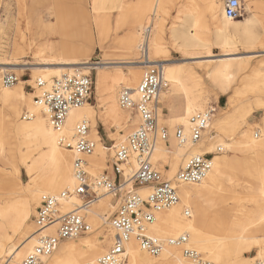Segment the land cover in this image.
Here are the masks:
<instances>
[{"label": "rangeland", "instance_id": "obj_1", "mask_svg": "<svg viewBox=\"0 0 264 264\" xmlns=\"http://www.w3.org/2000/svg\"><path fill=\"white\" fill-rule=\"evenodd\" d=\"M55 1L56 0H0V23L5 25L4 32L0 34V68L5 67L1 65V63L8 61L19 65L12 67V69L19 68L15 71L0 70L1 73H10L18 77V84L11 89L18 87L20 83L24 85L23 88L26 91V95L31 96L33 99L35 110V98L39 94L38 83L33 79L35 72L38 71L36 69L50 67L42 64L45 63V59L50 61L53 60V63H57L58 60L62 59L63 54L61 47L64 48L65 51L75 47L80 48L83 46L86 48L87 51L76 53V55L79 56L77 59L88 61L92 66H105L103 69L93 68L87 70L77 68L73 70V73L77 70L87 74L91 73L94 83L93 92L91 100L87 104H89L90 107L94 109L95 114H98L101 118L97 127L98 139L95 140L97 148L94 156L90 160L91 164H89L90 173L94 177H98L103 175L107 170L111 172L108 163L113 156L114 150H112V155L111 152L102 154V151L99 150L104 147L114 148V146L125 141V138L135 130L139 122L135 112L131 111L129 113L133 117V120H135L134 124L132 122L124 124L115 121L112 117V119L109 118L108 110L110 107L116 106L119 109V94L125 87H120L110 93L107 92L103 86L102 92L98 93L97 82L99 75L108 74L109 76H115L117 74H128L130 68H128L127 65L117 68L116 64L107 66L101 64L105 62L118 63L138 60L139 46L142 42V34L145 27L152 24V40L157 31L155 28L156 24L162 22L164 26V33L161 35L162 49L159 53L155 54V57L162 61H168L167 64L172 65L171 69L177 72L190 90L202 98L209 99L206 110L209 108L216 109L215 115H217V117L215 122H213L210 128L205 132L202 140L203 142H199L194 147H198L199 150H201L200 152L204 154L210 151V154H212L220 143L224 142L233 145L231 148L224 147L225 152L215 155L214 158H227V169L234 174L237 173L236 181L239 186L231 184L229 180L223 178L216 191L217 204L215 206L214 203L211 204L207 202L208 199H205V201L199 200L201 205L204 206L206 222L204 228L200 229V233L211 242H213L212 240L215 237H225L227 233L225 226L231 223L236 216L241 218L245 217L239 214L242 206L247 204L245 200L250 197L248 190L244 186L253 182L251 177L242 172L245 154L241 147L244 145L243 143L247 141L242 138V134L249 130L252 135H254L257 130H261L262 136L260 138H264V102L258 103L255 101L252 89L256 73L260 72L264 76V54L258 55L252 59H240L243 66H235L228 83H225L220 77L214 76V73L212 74L214 69L218 67V62L201 63L196 57H208V55H211L214 58H221L227 50H233L239 53L238 57H245L251 53L249 49L253 48V46H245L238 43L235 46L223 48L218 45L214 41V35L211 32V30L216 27V22L211 18L208 12H205L203 24L207 26L208 30H199V34L201 38L208 41V46L206 48L181 47L176 38L172 37L171 31L173 27H177L181 22V10L185 6H193L195 0H165L164 8L167 11L166 14L157 10L158 6L155 0H152L150 4H145L144 0H60L59 6L54 7ZM254 2L257 3L259 0H254ZM244 4V16L236 19L240 23L244 22L251 13L255 11H248L245 1ZM196 5L204 9V3L201 0H197ZM54 8L56 10H54ZM60 12L65 18L64 22L66 23L65 25L63 24L64 27L56 22L55 13ZM141 13L145 15L139 16ZM254 13L260 16L261 22L255 27V31L257 37L261 38L264 35V12L262 14L260 11H255ZM139 17L143 18L139 19ZM81 22H105L106 28L108 29V38L105 39L106 37L101 34L97 24L91 26L92 37L87 35V32L84 30L85 24H81ZM130 22H143L140 24L142 29H137L138 40L135 43L133 54H129L123 45L130 31ZM137 26H139V24H137ZM151 40L150 51L152 54ZM92 42L93 46H91ZM262 45L263 44L260 43L254 45L255 51H261ZM65 51L64 54L75 55V53ZM208 52H210V54H208ZM137 71L139 73V85L144 70L141 69ZM33 82L34 84H32ZM171 87L170 85L165 92L167 91L168 93ZM223 88H227V90L223 91ZM160 100L162 104L159 111V121L169 130L171 140L172 134L174 135V131L177 128L183 127L185 130V125L181 122L173 125V127L170 125V123L176 122L184 115L186 108L185 95L183 92L176 89L170 95L163 94ZM13 109L17 110L16 120L18 124L32 121L24 118L25 114H27V107L18 109L16 104H3L0 102V113L3 117L7 118V115H11ZM121 113L125 112L121 111ZM106 117L109 120H106ZM83 120H87L90 124L91 138L92 121L89 118H82L81 121ZM13 127L15 126H12V122L7 119L0 121V136L5 146V153H0V181L2 182V180H5L4 178H11L14 180L16 184L15 190L18 191L20 198H24L28 194L30 185L40 174L37 170H32L31 167H28L30 166L32 158L38 156L39 150L32 148L27 153V147L31 146V144H29L30 142L27 143L19 131ZM170 140L169 143L166 144L169 145L171 151H174L171 149ZM61 147L65 148L62 145ZM191 152L192 149L189 150V153ZM250 154L257 157L256 160L258 164L260 167L264 168V154L258 156L255 155L257 153L254 151L250 152ZM86 160L89 163L88 158H86ZM73 162L74 159L72 158L71 170ZM90 165H92V168ZM158 167H160L159 170L169 179H172L177 174L176 173L173 177H168L166 173L170 167L167 163L162 161H159ZM4 185V183L0 185V206L7 200L5 191H3ZM129 188L130 187L127 189ZM65 190L70 189L61 190L57 194ZM43 195L44 193L40 194L38 206ZM100 195L101 199H108L107 210L102 211L101 216L98 218V223H92L89 216L87 217L88 222L90 224L92 223V233L77 240L62 242L58 246L59 249L68 245L78 246L87 240H97L99 241L98 243H102L105 238H107L108 243L105 245L104 255L109 251L115 236L109 219L117 210L122 199L118 200L104 193ZM36 209L33 211L30 220L32 225L31 233L35 231L33 218ZM90 209H95V207L93 206ZM108 210H111L110 213H108ZM184 210H188V208L184 207L183 211ZM185 218L191 219V217L188 218L186 216ZM217 224H221L223 229H214V225ZM253 235L262 241V239H264V227L262 231L254 233ZM157 237L162 240L167 239L162 236ZM18 240L19 239L14 238L11 241H6L3 249L4 253L0 256V264H4L7 261L9 258V251L6 250L11 246H16L20 242ZM189 247L199 252L207 261L217 264L212 259L205 257L202 252L197 249L190 237ZM167 248L169 247L167 246L166 249ZM170 248H173L180 257L187 259L183 255L181 248ZM257 250L258 247L254 246L250 252H246L244 255L253 258L257 254ZM30 252L31 250H28L20 257V260H18L16 264L23 262ZM97 258L99 257L93 260ZM90 261L92 260L82 261L79 264H85ZM14 263L15 260H13L12 264ZM174 263L175 259L168 262V264Z\"/></svg>", "mask_w": 264, "mask_h": 264}, {"label": "bare ground", "instance_id": "obj_2", "mask_svg": "<svg viewBox=\"0 0 264 264\" xmlns=\"http://www.w3.org/2000/svg\"><path fill=\"white\" fill-rule=\"evenodd\" d=\"M155 1L158 6H156L157 10L166 14L167 11L164 8L165 0ZM201 1L204 3V9L197 6V0H195L193 6H185L181 10V22L177 27H173L171 34L173 38H176L181 47L206 48L208 46V41L200 37L199 30H208L207 26L203 24L204 14L205 12H208L211 18L216 22V27L211 30V32L214 35V41L218 45L223 48H229L237 45L238 43L245 46H253V48L249 49L251 50V53L245 57H238L239 53H236L233 50L225 51L221 58H214L211 55H208V57H196V59H198L201 63L218 62V67L214 69L212 74L214 73V76H218L223 80V82L228 83L230 76L232 75L233 68L235 66H243L240 59H252L258 55L264 54V35L261 38H258L255 31V27L259 24V22H261V20L260 16L254 13L255 11H260V13L263 14L264 0H259L257 3H255L254 0H245L247 3V10L255 11L252 12L251 15L242 23L238 22L236 19L226 17L223 9V0ZM151 2L152 0H144L145 4H150ZM59 3L60 0H56L54 7H58ZM5 7L7 11V5ZM54 10L56 9L54 8ZM142 15L145 14H139V16ZM55 18L56 22L64 27L63 24L65 25L66 23L64 22V15H62L61 12L55 13ZM141 18L143 17H139V19ZM82 23L85 24L84 30L87 32V35L92 37L91 26L97 24L101 34L106 37L105 39L108 38V29L106 28L105 22H81V24ZM142 23L143 22H130V31L127 34L126 42L123 44L129 54H133L135 43L138 40L137 29L142 27L140 25ZM137 24H139V26H137ZM4 26V24L0 23V34L4 32ZM155 28L157 31L154 38L151 40V57L153 61H161L164 63L165 80L168 87L170 85L172 86L168 93L167 91H164L161 96H163V94L170 95L178 89L183 92L186 99L184 115L176 122L170 123V125L173 127L175 124L180 122L183 123L185 125V133L186 135H189L190 117L206 111L209 99L196 95L188 88V86H186L177 72L171 69L172 65L167 64L168 61H162L155 57V54L159 53L162 49L161 35L164 33V26L162 22H158ZM258 43L263 45L261 46L262 50L257 52L255 51L254 45ZM91 46H93V42L91 43ZM61 51L63 54L62 59L58 60L57 63H53V60H44L45 63L42 64L50 67L37 68L36 70L38 71L35 72L33 76L34 81L37 83L41 81L49 84L52 79L60 78L66 74H73V70L77 68L87 70L93 68H105V66H92V64L88 61H81L77 59L79 56L76 55V53H83L87 51V49L83 46L80 48L75 47L67 51L61 47ZM64 51L75 53V55L64 54ZM208 54H210V52H208ZM110 64H116L117 68L127 65L128 68H130V71L128 74H117L115 76L100 74L97 82V92L101 93L103 86L105 87V90L110 93L120 87L136 90L139 79V73L137 70L143 69L142 66L138 64L137 60L118 63L105 62L101 65L107 66ZM1 65L5 66L0 68L2 71H15L19 69H12V67L19 65L9 61L1 63ZM32 84H34V82ZM23 86L24 85H21L20 83V85L14 89L0 88V102L3 104H16L18 109L21 107H27L28 110L26 113L30 115V120L32 121L29 123L18 124L16 120V109H13L12 114L7 115V118L3 117L0 113V121L7 119L12 122V126H15L13 128L19 131L27 143L30 142L29 144H31V146L26 149L27 153L32 148L39 150L38 156L32 158L30 166L28 167H31L32 170H37L40 174L30 185L28 194L24 198H20L18 191L15 190L16 184L14 180L11 178H4L5 180H2V182L0 181V185L2 183L5 184L3 191H5V196L7 197L6 202L0 206V256L4 253L3 249L6 241H11L14 238L19 239L18 241H20L16 246H11L6 250L9 251V258L4 264H12L13 260H15L14 264H16L18 260H20V257H22L28 250L32 251L34 249L37 239L35 235L36 227L34 225L35 231L34 233H31L32 225L30 220L32 218L33 211L38 206L40 194L44 193V195H57V193L61 190H71L75 187L76 182L73 175V165L71 170V163L72 158L75 161L77 156L71 148H67L65 145L64 147L67 149L62 148L60 139H64L66 144L73 146L75 127L80 122L87 121H81L82 118H89L92 121L91 138L95 141L98 139L97 127L99 125V121H101L100 116L95 114L94 109L91 108L89 104H85L80 108L72 109L68 113L63 131L57 132L50 126L44 110L36 103V108L34 110L35 106L33 105V99L31 96L26 95V91ZM252 89L255 101L258 103L264 102V76L262 73L257 72L254 76ZM226 90L227 88H223V91ZM120 110L125 113H121ZM129 112L130 111L120 109V107L118 109L116 106H112L108 110L109 118L112 117L115 121L124 124L129 122L134 124L135 120H133V117ZM136 117L139 124L135 129H137L140 125V118L137 115ZM216 117L217 115H214L210 126L213 122H215ZM106 120L109 119L106 117ZM242 138L247 140L246 143H243L244 145L241 144L243 145L241 149L245 154L242 172L251 177L253 180L251 184L247 183L248 185L243 183L245 185L243 186L248 190V194L250 195V197L245 200L247 204L242 206V209L239 211V214H242L245 217L241 218L236 216L231 223L225 226L227 232L226 236L215 237L212 240L213 242L208 241V238L200 233V229L204 228L206 222L204 206L201 205L199 200L205 201V199H208L207 202L211 204L214 203L215 206L217 204L216 191L223 178L229 180L231 184L239 186L236 181L237 173L234 174L227 169V158L215 157L213 158L212 170L206 179L198 184L181 185L179 187V203L168 210L156 213L155 221L149 227V234L154 237H165L167 238L166 240L186 234L192 238V241L196 245L197 249L202 252L205 257L212 259L217 264H255L258 260H264V239L261 241L253 235L254 233L262 231L264 227V168L260 167L258 164V161L256 160L257 157L250 154L252 151L257 153L255 155L258 156L264 154V138L256 139L255 133L252 135L249 130L242 134ZM170 144L171 149L174 151L170 150L168 144L158 142L153 155V162L157 167L159 161L169 165L170 169L166 173L168 177H173L178 170L185 165L190 157L204 154L200 152L201 150H199L198 147H194L197 144L181 145L174 138L173 134ZM219 146L223 148H231L233 145L223 142L220 143ZM190 149H192L191 153H189ZM112 150H114V148L104 147L99 151H102V154H106L105 152H111L112 155ZM0 153H5V146L1 136ZM210 153L211 151L205 154ZM93 156L94 155L88 157L89 164H91L90 160ZM90 166L92 168V165ZM135 171L136 164H134L130 169H125V176H132ZM138 194L143 199H146L149 194V190L147 188H140L138 189ZM73 202L77 205L80 204L79 200H74ZM107 204L108 199H101L100 197V199L93 205L95 209H90L86 212V218L89 216L92 223H98V218L101 216L102 211L107 210ZM184 207H187L191 212V219H186L185 215H183L186 211H183ZM73 209L74 205L68 203L64 206L63 213H67ZM110 211L111 210H108V213H110ZM214 229L220 230L223 229V226L221 224H217L214 225ZM46 233H54V227L49 228ZM98 242L99 241L97 240H87L78 246L68 245L63 246L60 249L58 248V250L51 257L46 259V263L79 264L86 260H92L88 263H93L98 259L93 260L94 258L104 255L105 245L108 243V239L105 238L102 243ZM254 246H257L258 250L257 254L253 258L244 255L246 252H250ZM174 248L176 249V247ZM126 250L129 264H168V262L170 260L172 261V259H175L174 264H193L187 259L180 257L179 254L170 247L163 252L164 255L162 253L159 257L153 258L147 252L143 251L134 239L127 242Z\"/></svg>", "mask_w": 264, "mask_h": 264}, {"label": "built area", "instance_id": "obj_3", "mask_svg": "<svg viewBox=\"0 0 264 264\" xmlns=\"http://www.w3.org/2000/svg\"><path fill=\"white\" fill-rule=\"evenodd\" d=\"M245 0H223V9L227 18L239 19L245 13ZM152 24L146 26L139 46L137 60L143 68V76L136 90L122 89L119 94V107L125 111L135 112L140 118V125L125 141L114 146L108 170L103 175L94 177L90 173L86 158L94 155L96 142L90 138V124L80 122L75 127L74 145L60 144L71 148L77 158L73 162L75 187L57 195H43L33 218L36 227V245L21 264H47L62 242L77 240L92 233V225L86 218V212L104 193L121 200L115 213L110 217V225L115 232L109 251L93 263L86 264H129L126 244L134 239L140 248L152 257H159L167 246L181 248L183 255L193 264H215L207 261L199 252L189 247V236L162 240L149 234V227L155 221L156 213L168 210L179 203V187L202 182L212 170L215 155L225 152L218 146L212 154L190 157L179 169L175 177L167 178L153 162V155L158 142L169 143V130L159 121L161 94L168 88L165 80V65L151 59L150 40ZM18 84V77L0 72V88H12ZM93 77L80 70L53 79L51 83L38 82L39 94L35 103L41 107L50 126L62 132L68 113L80 108L91 100ZM216 114L215 108H209L190 118V133L186 135L183 127L174 131V138L181 144L196 145L204 138ZM24 118L30 119L26 114ZM262 131L255 132L259 139ZM136 164L132 176H125V169ZM130 187L129 189H127ZM147 188L149 194L143 199L138 189ZM79 200L80 204L73 201ZM74 209L63 213L66 204ZM190 218L191 212L185 211ZM54 227V233L46 231ZM255 264H264L258 260Z\"/></svg>", "mask_w": 264, "mask_h": 264}]
</instances>
